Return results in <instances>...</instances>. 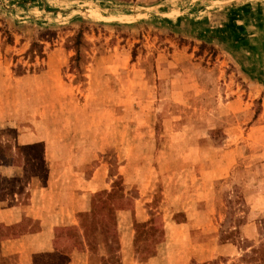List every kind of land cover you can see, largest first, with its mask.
Returning <instances> with one entry per match:
<instances>
[{"label":"rangeland","instance_id":"obj_1","mask_svg":"<svg viewBox=\"0 0 264 264\" xmlns=\"http://www.w3.org/2000/svg\"><path fill=\"white\" fill-rule=\"evenodd\" d=\"M207 1L0 0V198L45 168L120 192L95 216L115 250L88 264H264V86ZM35 141L32 166L12 159Z\"/></svg>","mask_w":264,"mask_h":264},{"label":"crops","instance_id":"obj_2","mask_svg":"<svg viewBox=\"0 0 264 264\" xmlns=\"http://www.w3.org/2000/svg\"><path fill=\"white\" fill-rule=\"evenodd\" d=\"M205 3L211 4L210 8L223 5L214 13L223 11L224 20L209 30L215 28L212 33L219 36L225 32L222 38L226 42L225 51L246 78L264 86V0H209ZM239 34L241 37L235 38ZM36 143L40 142H18V146ZM14 174L23 178L24 171L12 165L1 172L4 177ZM66 180L71 179H61L56 171L50 170L46 185L35 184L38 180L33 178L28 188L20 185L26 198L21 197L19 188L10 191L13 193L9 199L0 198V264H38L42 257L48 259V264L60 258L64 260L56 264H88L79 215L90 211V195L101 188L93 179L82 180L80 185H76L79 183L76 180L73 186L65 184ZM72 230L78 232L83 250L77 248L79 242H75Z\"/></svg>","mask_w":264,"mask_h":264},{"label":"trees","instance_id":"obj_3","mask_svg":"<svg viewBox=\"0 0 264 264\" xmlns=\"http://www.w3.org/2000/svg\"><path fill=\"white\" fill-rule=\"evenodd\" d=\"M40 145H41L40 143H36V144H32V145L18 146V149H19L18 154L20 153L21 155H18V157L16 159L15 158H12V159L16 160V161H19L20 159H22V161L24 160L28 166H32L33 161H34L33 159H36L38 157V156H36L37 152L35 150ZM0 147H2L1 151L5 152L6 147L1 142H0ZM26 149L34 150L32 158H30V156H28L26 153H24V150H26ZM6 156L9 157V154H7ZM21 156H22V158H21ZM14 166L19 167L18 165H14ZM19 168H21V167H19ZM22 170L24 172H26L24 168ZM41 172H43V174ZM48 172H49V170L47 168H45L44 170H38L37 173L35 170H33L32 171L33 179L40 180L38 178H43L45 176V174H46V177H48L47 176ZM43 183H46V182H43ZM103 195L104 194H101V193L94 194V196L92 198H94L95 203H94V205L93 204L91 205L92 209H90V211L87 213L80 214L79 215V222H80V229L83 233V237H84V240L86 243V247L88 248V250L90 252H94L96 249H103L107 253L108 252L111 253L112 251L115 250V248L113 247L115 245L114 238H113L114 234L112 233L113 232V224H111V223L108 224V222L104 221V220H100V219L98 220V218L95 217L96 216V210L99 207V205H101L103 207L105 205V203H109L110 200H112V198L114 196H117V200L119 201V197H121V194H120V192H117L114 189H112L110 192L105 193L104 196ZM101 196H103V197H101ZM111 208H113V210H118V209L120 210L122 208V202L119 206H115V204H114V206H111ZM109 213H110V208H107V214H109ZM147 227H148V225L146 223L136 226V228H138V231L136 232V240L139 237H141L142 235H147V233L152 230L151 228H147ZM140 229H141V232H139ZM112 234H113V236H112ZM80 244H81V242H80ZM102 264H107L105 259H102ZM109 264H113V263H109Z\"/></svg>","mask_w":264,"mask_h":264}]
</instances>
